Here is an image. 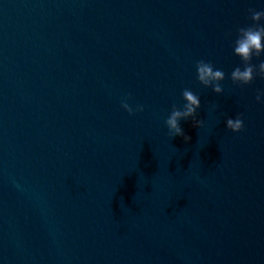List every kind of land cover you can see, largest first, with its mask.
<instances>
[{
	"label": "water",
	"instance_id": "obj_1",
	"mask_svg": "<svg viewBox=\"0 0 264 264\" xmlns=\"http://www.w3.org/2000/svg\"><path fill=\"white\" fill-rule=\"evenodd\" d=\"M250 9L264 0H0V264H264V79H230ZM185 89L203 121L180 122L187 142L164 123Z\"/></svg>",
	"mask_w": 264,
	"mask_h": 264
},
{
	"label": "clouds",
	"instance_id": "obj_2",
	"mask_svg": "<svg viewBox=\"0 0 264 264\" xmlns=\"http://www.w3.org/2000/svg\"><path fill=\"white\" fill-rule=\"evenodd\" d=\"M249 11L252 25L238 29L233 42V54L240 59L242 66L236 67L231 72L230 79L234 84L241 86L250 85L256 76L264 79V60H261L258 65L251 63L253 58L260 59L264 56V11L251 9ZM196 79L203 87H210L212 92L217 95L223 92L221 82L225 79V73L219 69L214 70L213 65L209 62L203 60L197 62ZM181 96L184 103L179 108L173 105L164 123L169 138L183 137L187 142L190 137L185 135L180 122L191 120L196 127H202L203 121L197 119L201 103L200 97L191 90L185 89ZM127 99L126 97L121 101L120 107L129 115L144 111L143 105H137L135 109L132 108ZM255 100L259 104H264V91H258ZM212 111H215V105L212 106ZM224 124L226 129L233 133L240 132L244 127L240 115L235 118H227Z\"/></svg>",
	"mask_w": 264,
	"mask_h": 264
}]
</instances>
